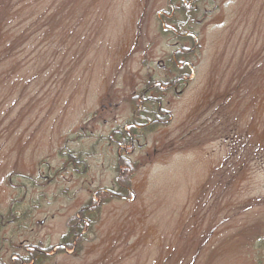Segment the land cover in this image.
I'll return each mask as SVG.
<instances>
[{
  "label": "rangeland",
  "instance_id": "rangeland-1",
  "mask_svg": "<svg viewBox=\"0 0 264 264\" xmlns=\"http://www.w3.org/2000/svg\"><path fill=\"white\" fill-rule=\"evenodd\" d=\"M169 3L0 0L4 39L27 41L22 60L0 66L4 264L61 246L93 202L78 250L35 264H264V0H202L185 25L194 41L160 21ZM183 46L197 47L183 60L191 75L158 90ZM148 89L145 108L165 124L131 146L115 133L130 130ZM70 154L80 164L66 169ZM128 166L132 197L101 202L97 190Z\"/></svg>",
  "mask_w": 264,
  "mask_h": 264
},
{
  "label": "trees",
  "instance_id": "trees-1",
  "mask_svg": "<svg viewBox=\"0 0 264 264\" xmlns=\"http://www.w3.org/2000/svg\"><path fill=\"white\" fill-rule=\"evenodd\" d=\"M201 1L202 0H170V3H169L170 9L167 11V13L161 14L160 21L170 19L172 22L178 23L175 27L176 29L170 30V31L174 32L177 37H180L179 38L180 40H183V38H185V39H189V40L194 41V40H196L194 35L187 33V31L185 29L186 28L185 25L190 24V21L192 20L191 19L192 14L189 15L188 14L189 11L192 10V12L195 13L197 11L196 4H198ZM176 2H179L180 6H176L175 5ZM186 5H191L190 9H187ZM177 14H180V16H183L185 14L186 19L184 21H178L176 19ZM171 16H173V17L170 18ZM51 19L48 20V25L46 26V28H51ZM49 35H50V33H45V37H48ZM4 38H6V34L3 33L2 28H0V43H1V41H3L2 47H0V66H4L10 62H19V61H17L18 59L22 60L23 55H25L27 53L25 52L24 48H22V50H20V48L27 41H24L22 39V36H19L18 38H15V39H9V41H6ZM39 40H40V36H39ZM48 41H49V44L52 42V41H50L49 37H48ZM39 43H40V41H39ZM30 48H31V45L27 46V49H30ZM195 48H196V46L194 47V49H186L183 46L181 49L177 50L174 53V55H172L171 60L169 62L168 71L172 72V74L174 73L173 71L177 72V75L175 77H173V79H172L173 80L171 82L172 85L177 86V85L184 84L185 83L184 80L191 75L190 72L192 70H191L190 65L188 63H184L183 60H185L188 57H191L194 53L193 51L195 50ZM32 50H33V48H32ZM28 55H29V53H28ZM15 59H17V60H15ZM182 65H184V67H181ZM167 85L168 84H165L164 86H167ZM150 89H155V88L151 87ZM150 89L146 90L145 93H143L139 96V99H142L141 104L139 105L140 114H139L138 119L130 121L131 122L130 130L131 131L130 130L129 131H130L131 135L128 134V131L124 132L121 129H119V130H121V132L116 131L115 135H117V136L121 135L124 137V138H122V142L132 144V139L134 138V135H135L137 130H140V129L147 130V129H150L151 127L160 126L161 124L165 123L164 117L166 116V114H165V112L163 113L162 109H160L158 112H154V111L152 112L149 109L145 108L144 104L151 100V99L147 98L148 97L147 94L150 91ZM157 89L160 90L161 88H157ZM157 89H155L156 92H158ZM160 91H162V90H160ZM146 113L152 114V117L154 116L152 121L145 118L146 116L144 114H146ZM137 116H138V114H137ZM67 158H68V161L70 163H72L73 161H76L75 157L72 155H70ZM123 165L127 166V162H123ZM132 171H133V169L131 167H129L128 171H126V172H128L126 177L124 179H119L120 181L116 183L117 185H115V188L113 190H98L97 195L99 197V200L103 203H107V202L115 200V199L123 200V199H127L129 197H132V188H131V180H130V174ZM122 173H123V171H122ZM99 208H100V204H96L94 202L89 206L88 205L85 206V208L80 211L82 219H85L83 217V215L85 216L86 212L88 210L96 211ZM74 220L75 219L69 221V225H68L69 226V234H68V237H66L64 240L65 243H68L69 241L73 240L74 238L77 239L86 227L85 222H80L79 220L74 221ZM69 244L71 246V242ZM79 244H81V239L78 240V245ZM28 254L34 258H36L38 255H43L40 253L39 248H36L35 250L30 251ZM31 256L27 262L32 260Z\"/></svg>",
  "mask_w": 264,
  "mask_h": 264
},
{
  "label": "flooded vegetation",
  "instance_id": "flooded-vegetation-1",
  "mask_svg": "<svg viewBox=\"0 0 264 264\" xmlns=\"http://www.w3.org/2000/svg\"><path fill=\"white\" fill-rule=\"evenodd\" d=\"M62 247H64V246H62Z\"/></svg>",
  "mask_w": 264,
  "mask_h": 264
},
{
  "label": "water",
  "instance_id": "water-1",
  "mask_svg": "<svg viewBox=\"0 0 264 264\" xmlns=\"http://www.w3.org/2000/svg\"><path fill=\"white\" fill-rule=\"evenodd\" d=\"M1 264V263H0Z\"/></svg>",
  "mask_w": 264,
  "mask_h": 264
}]
</instances>
